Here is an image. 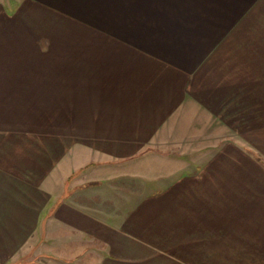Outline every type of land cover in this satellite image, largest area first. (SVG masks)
Segmentation results:
<instances>
[{
    "label": "crops",
    "instance_id": "1",
    "mask_svg": "<svg viewBox=\"0 0 264 264\" xmlns=\"http://www.w3.org/2000/svg\"><path fill=\"white\" fill-rule=\"evenodd\" d=\"M30 251L264 264V0H0V264Z\"/></svg>",
    "mask_w": 264,
    "mask_h": 264
},
{
    "label": "rangeland",
    "instance_id": "2",
    "mask_svg": "<svg viewBox=\"0 0 264 264\" xmlns=\"http://www.w3.org/2000/svg\"><path fill=\"white\" fill-rule=\"evenodd\" d=\"M35 247H33L31 250H33ZM34 257V255H32L31 251L28 252L27 254H16L13 255V262L12 264H23L22 261L26 260V259H32Z\"/></svg>",
    "mask_w": 264,
    "mask_h": 264
}]
</instances>
